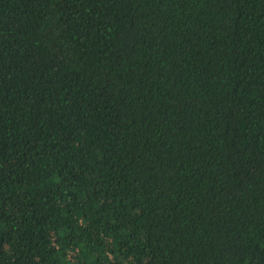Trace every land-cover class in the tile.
I'll list each match as a JSON object with an SVG mask.
<instances>
[{"label":"trees","instance_id":"1","mask_svg":"<svg viewBox=\"0 0 264 264\" xmlns=\"http://www.w3.org/2000/svg\"><path fill=\"white\" fill-rule=\"evenodd\" d=\"M0 264H264V0H0Z\"/></svg>","mask_w":264,"mask_h":264}]
</instances>
